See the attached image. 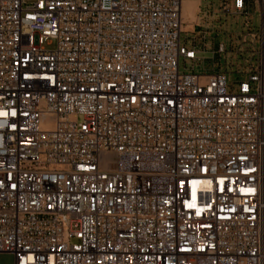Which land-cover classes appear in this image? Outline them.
Returning a JSON list of instances; mask_svg holds the SVG:
<instances>
[{
    "label": "built area",
    "instance_id": "obj_1",
    "mask_svg": "<svg viewBox=\"0 0 264 264\" xmlns=\"http://www.w3.org/2000/svg\"><path fill=\"white\" fill-rule=\"evenodd\" d=\"M183 2L0 0L14 264H264V0H223L262 21L258 61L231 85L181 71L203 52L182 43Z\"/></svg>",
    "mask_w": 264,
    "mask_h": 264
},
{
    "label": "rangeland",
    "instance_id": "obj_2",
    "mask_svg": "<svg viewBox=\"0 0 264 264\" xmlns=\"http://www.w3.org/2000/svg\"><path fill=\"white\" fill-rule=\"evenodd\" d=\"M197 15L193 32L182 33V43L186 42L188 46H195L203 52L194 66L191 61L185 62L181 57V71H221L226 74L229 85L246 80L251 66L258 61L262 24L259 7L251 4L244 13H234L224 7L223 0H201ZM50 42L46 40L45 45L53 47L55 43L50 45ZM220 43L225 44V52H217ZM0 264H14L13 256L0 253Z\"/></svg>",
    "mask_w": 264,
    "mask_h": 264
},
{
    "label": "bare ground",
    "instance_id": "obj_3",
    "mask_svg": "<svg viewBox=\"0 0 264 264\" xmlns=\"http://www.w3.org/2000/svg\"><path fill=\"white\" fill-rule=\"evenodd\" d=\"M201 0H184L183 2V19L184 29L192 30L194 22L198 20V11L200 9Z\"/></svg>",
    "mask_w": 264,
    "mask_h": 264
},
{
    "label": "crops",
    "instance_id": "obj_4",
    "mask_svg": "<svg viewBox=\"0 0 264 264\" xmlns=\"http://www.w3.org/2000/svg\"><path fill=\"white\" fill-rule=\"evenodd\" d=\"M201 4V3H200Z\"/></svg>",
    "mask_w": 264,
    "mask_h": 264
}]
</instances>
